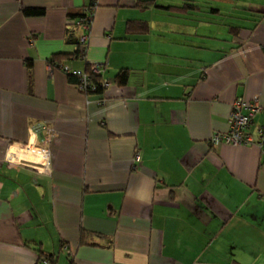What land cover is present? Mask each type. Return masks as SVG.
<instances>
[{
  "label": "crops",
  "instance_id": "0c3cea01",
  "mask_svg": "<svg viewBox=\"0 0 264 264\" xmlns=\"http://www.w3.org/2000/svg\"><path fill=\"white\" fill-rule=\"evenodd\" d=\"M92 1L0 0V264H264L261 151L210 142L264 104V0H95L110 85L85 94L50 64L87 67L70 14ZM31 141L48 166L13 161L44 163Z\"/></svg>",
  "mask_w": 264,
  "mask_h": 264
},
{
  "label": "built area",
  "instance_id": "2783aa9c",
  "mask_svg": "<svg viewBox=\"0 0 264 264\" xmlns=\"http://www.w3.org/2000/svg\"><path fill=\"white\" fill-rule=\"evenodd\" d=\"M97 8V1L93 0L90 4L83 6L81 12L73 20V25L79 28L82 32L76 38V51L74 57L87 63L85 69H75L69 64H58L55 60L50 64V71L54 67L60 68L67 75H74L77 77L76 86L78 89L89 94L97 92L100 88H105L110 85V81L103 77V64L98 62H90L87 57L90 45V33ZM31 41L33 39L31 38ZM264 110V104L261 103L260 97L255 96L252 98L238 97L231 105L229 115L228 130L226 132H217L212 137L210 142L214 145L221 143H228L232 145H256L263 156L264 160V123L256 127V136L250 133L249 128L254 122V117ZM46 130L49 135H53L54 129L43 125L32 127V135H36L40 131ZM20 149H27L33 153L43 157L44 163L34 162L31 159L17 158L13 161H27L32 164L40 166L49 165L51 151L49 147L38 146L34 141L28 142ZM10 154V151H9ZM8 154V159H9ZM136 159L139 158V152L135 155ZM9 161H12L9 159ZM69 252L68 247H65ZM37 264H57L56 257L53 256H39Z\"/></svg>",
  "mask_w": 264,
  "mask_h": 264
},
{
  "label": "trees",
  "instance_id": "16d2710c",
  "mask_svg": "<svg viewBox=\"0 0 264 264\" xmlns=\"http://www.w3.org/2000/svg\"><path fill=\"white\" fill-rule=\"evenodd\" d=\"M24 12L27 15H43L45 13V9L44 8H36V7H26L24 8ZM81 10L76 13V14H70V16L72 17H76L80 14ZM74 28H77L75 25L72 24V27L69 29V36L73 37L74 36ZM73 40V39H72ZM76 41V40H75ZM61 55L57 56L56 58H59ZM69 79L74 82L77 83V77L74 75H69ZM128 80V71L127 70H122L121 72H119V74L117 75V82L121 85L125 84ZM102 88L98 89L97 91H101ZM89 232L87 231H83L82 233V237H81V243H86L85 241V237L87 236ZM43 255H47V256H51L53 257L54 255L49 254V253H40L39 256H43Z\"/></svg>",
  "mask_w": 264,
  "mask_h": 264
}]
</instances>
